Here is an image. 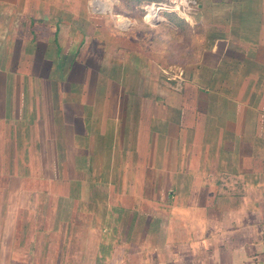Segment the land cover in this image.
Segmentation results:
<instances>
[{
	"label": "crops",
	"instance_id": "crops-1",
	"mask_svg": "<svg viewBox=\"0 0 264 264\" xmlns=\"http://www.w3.org/2000/svg\"><path fill=\"white\" fill-rule=\"evenodd\" d=\"M101 2V9L93 11L89 0H0V228L4 218L14 224L22 198H69L70 201L76 198L86 203L89 198L100 199L104 191L105 198H122L130 178L128 185L134 186V201L143 202L142 205L152 203L156 208L154 214L135 209L130 219L146 215L163 229L165 237L172 230L175 233L183 227L190 229L192 225L186 220L193 216L191 211L212 213V204L218 203L222 206L219 213H227L229 217L236 211L239 214L246 202L253 204V233L259 236L252 246L255 258H243L240 264H264V231L260 221L264 213L256 210L264 198V0H196L197 11L186 17L160 11L159 23L153 28L139 21L148 22L143 7L157 0ZM69 5L74 8L67 10ZM42 10L46 16L38 12ZM69 11L74 21L105 19L104 27L116 32L118 41L132 43L138 57H160L168 67H206L210 74L199 90L206 98L190 94V98L194 97L193 105L183 94L184 87L171 91L172 103L168 102V107L178 114L167 123L176 132L148 130L146 106L143 108L141 104L139 126L145 130L140 131L138 126L136 132L142 139L156 140L159 151L154 147L156 143L152 149L150 145L140 147L141 163L135 165L136 169L127 163L136 148H124L117 143L118 139H128L134 131V116L129 108L133 106L132 102L129 105L132 98L126 103L128 112L124 111L118 119L110 114L118 100L105 97L104 86L93 91L83 81L78 85L75 104L77 133L74 126L69 133L65 114L61 121L56 119L55 106H60L58 112H61L70 99V91L62 89L64 75L72 70L74 58H82L77 49L66 50L64 56L60 52L57 35ZM38 24L46 28L54 26L50 34L53 39L49 37L47 43L53 46L56 55L46 51L43 58L63 56L58 67L62 84H56L55 88L53 79L42 82L31 67L37 58L33 49L39 39ZM200 25H205V35L197 29ZM82 67L85 71V66ZM99 91L102 94L97 98ZM54 94L59 101L54 100ZM215 98L222 99V104ZM196 99H204L199 107L203 111L198 109L200 103ZM209 107L211 111L206 113ZM120 121L124 127L130 126L129 131L117 127ZM155 121L159 127L166 124L163 117ZM62 122L66 126H61ZM189 138L193 143L188 142ZM196 140H201L200 146L194 144ZM69 141L75 145L72 154ZM198 170L210 179L208 186L203 184ZM194 180L213 191L211 198L207 192L202 199L204 203L195 206L191 205L197 198L195 192L184 194L179 189L193 186ZM179 192L184 198H178ZM170 194L177 195L168 198ZM229 198H240L236 201L237 209L228 207ZM202 206L206 208L202 210ZM122 210H115L118 213L111 218L120 223ZM206 218L201 217L203 222ZM256 219H260L258 223ZM95 231L98 232L96 228ZM107 231L119 233L113 227ZM10 232L15 234L14 229ZM0 233L3 235L4 231ZM116 245L111 248L112 255L123 248V244ZM240 249L245 252V245Z\"/></svg>",
	"mask_w": 264,
	"mask_h": 264
},
{
	"label": "rangeland",
	"instance_id": "rangeland-1",
	"mask_svg": "<svg viewBox=\"0 0 264 264\" xmlns=\"http://www.w3.org/2000/svg\"><path fill=\"white\" fill-rule=\"evenodd\" d=\"M168 1L157 0L153 3L158 5ZM73 8L74 6L69 5L67 10ZM197 8L198 5H194L186 11L171 12L186 17V14L190 12L191 14L195 13ZM24 10H27V6ZM38 12L46 16L45 11ZM217 18H221V16L218 15ZM64 19L66 22L64 21L60 26L57 35L60 48H62L60 52L62 51L64 56L66 50L73 52L74 49H77L82 58L79 60L74 58L72 64L75 63L73 66L71 65L72 70L64 75L62 89L70 91V99L66 100L63 107L61 106V112H58L60 106H55L56 119L61 121L65 114V120L69 124V133H71L73 126L75 127V134L77 133L78 119L75 104L78 99V85L83 81H86L93 91L104 86L103 89L107 90L102 92L107 94L105 97L118 100L117 107L110 112L112 116L118 119L124 115V111L125 113L128 112L126 103L132 98L129 105L132 102L133 106H129V108L132 109L131 115L134 116L135 121L134 131L130 134L133 137L118 139L117 143L118 146L124 148H136L133 150V155L127 159V163H132L135 168V165L141 163L138 154L140 147L150 145V149H152L156 143V140L153 139L149 141L142 139L136 132L138 126H141L139 122L141 104L144 105L143 108L146 106L145 115L147 122L149 121L147 123L148 130L176 132V129L172 126L169 127L167 123L175 119L178 114L173 112L172 107H168V104L172 103L171 91L184 87L183 94L186 95L188 103L193 105L194 97L190 98V94L197 93L206 98V94L199 90L204 87L203 81L208 80L210 74L206 67L199 68V66L194 67L192 65L168 67L160 57L152 58L143 55L138 57L135 46L125 40L118 41L117 33L113 30L112 32L107 30L103 24L106 20L101 17L74 21L69 11ZM141 22L145 26L153 28L157 26L159 20L146 22L140 19L139 23ZM53 27L46 28L40 24L37 25L39 39L33 49L37 53V58L33 59L31 67L33 73L37 74L42 82H47L48 78L53 79L55 88L56 84H62L61 79L63 78L60 76L61 72L58 67L63 61V56L57 59L54 57L44 59L42 55L46 51H49L51 55H56L53 46L51 48V44L47 43L49 37L53 39L50 36L54 32ZM200 27L197 28L200 34L205 35V25H200ZM25 34L28 35V32ZM82 39L83 42H81ZM92 43H95L97 50L94 49ZM48 46L49 49L45 50V47ZM68 56L71 58L70 54ZM79 63L85 66V71ZM102 93L101 91L97 92V98H100ZM53 96L54 100H58L56 94ZM143 100H145L144 103L141 102ZM200 100L203 101L204 99H196L195 101L199 104ZM63 101L61 100L62 103ZM216 101L220 105L222 104V99L217 98ZM165 105L167 107H164ZM200 105L202 103L198 105V109ZM199 110L203 111L204 108ZM208 111H211L210 107L206 113ZM160 117L166 120V124L162 125L163 127H159L155 121ZM57 123V128L60 129L59 122ZM60 124L63 127L66 126L64 122ZM117 127L120 130L129 131L130 126L124 127V123L120 121ZM131 129L133 130V128ZM141 130H145L143 126L142 129L140 128ZM187 140L189 143H193L192 139ZM181 141L183 145L184 140L181 139ZM194 144L200 146L201 140L200 142L199 140L194 141ZM74 146L73 142L69 141L70 154H72ZM154 147L156 151H159L157 143ZM178 147L181 146L178 145ZM149 162H151V157ZM197 172L203 176V184L208 186L211 181L206 179L207 175L202 170ZM130 180L128 178L126 192L122 194V198H105L107 196L105 191L101 192L100 199L89 198L90 200L86 203H80L76 201V198L75 201H70L69 198L65 200L63 198H22L21 208L18 210L20 213L18 217L16 215L14 224L4 218V225L2 224L3 227L0 228V231H4L3 235L0 233V264H240V260L243 258H255L252 246L255 242L254 239L259 236L253 233L254 219L251 211L253 204L246 202L245 208L239 214L236 211L233 215L230 213L229 217H227V213L226 215L219 213L222 206L218 203L212 204L214 207L212 213L197 212L193 209L195 211L190 212L191 214L194 213L193 216L186 220L192 225L190 226L191 233H189L190 229L183 227L175 233L172 230L165 237L163 229L155 221L145 217L146 215L141 216L139 214L140 218L137 220L130 219L132 211L135 209L139 213L147 210L153 214L156 210L152 203L142 205L143 202L141 204L134 201L136 200L133 197L134 186L128 185ZM198 183L194 180L193 186L185 185L183 188H179L184 194L195 192L197 198L191 204L193 206L200 202L204 203L202 199L206 198L207 192H209L210 198L213 195L212 189L201 187ZM174 195L177 194L172 196L170 194L167 197L174 198ZM178 198H184L181 192L178 193ZM97 199L99 201H96ZM229 199L231 203L228 207L237 209L236 201L240 198ZM261 199L262 204H257L256 210H262L264 213V198ZM202 207V210L206 208ZM114 208H116L115 210L123 209V218L120 223L111 218L117 212ZM189 209L191 210V208ZM201 217L208 218L203 222ZM259 220L256 219L255 222L258 223ZM260 221L261 229L264 231V214ZM112 227L119 233L107 231L108 228ZM95 228L98 232L95 231ZM11 229H14L15 234L10 232ZM262 240L264 241V233ZM116 244H123V248L121 247L122 249L112 255L111 248L117 247ZM244 245L246 247L245 252L240 249Z\"/></svg>",
	"mask_w": 264,
	"mask_h": 264
},
{
	"label": "built area",
	"instance_id": "built-area-1",
	"mask_svg": "<svg viewBox=\"0 0 264 264\" xmlns=\"http://www.w3.org/2000/svg\"><path fill=\"white\" fill-rule=\"evenodd\" d=\"M92 10H100L102 7L101 0H89ZM197 5L196 0H169L168 2H163L158 5L155 3L147 4L144 8L145 20L151 22L155 21L159 17L160 11H176L179 10H189L192 6Z\"/></svg>",
	"mask_w": 264,
	"mask_h": 264
},
{
	"label": "bare ground",
	"instance_id": "bare-ground-1",
	"mask_svg": "<svg viewBox=\"0 0 264 264\" xmlns=\"http://www.w3.org/2000/svg\"><path fill=\"white\" fill-rule=\"evenodd\" d=\"M151 21H153V20H151Z\"/></svg>",
	"mask_w": 264,
	"mask_h": 264
}]
</instances>
